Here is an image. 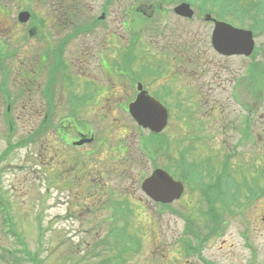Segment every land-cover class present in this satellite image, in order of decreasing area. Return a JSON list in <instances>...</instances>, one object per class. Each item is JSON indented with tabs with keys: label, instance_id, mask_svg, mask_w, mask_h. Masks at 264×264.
<instances>
[{
	"label": "rangeland",
	"instance_id": "1",
	"mask_svg": "<svg viewBox=\"0 0 264 264\" xmlns=\"http://www.w3.org/2000/svg\"><path fill=\"white\" fill-rule=\"evenodd\" d=\"M0 1H5L7 9H1V18L8 25H13L15 16L11 15L12 10L34 8L40 17H46L47 0H25L23 3ZM179 1L186 0H78L77 9L82 17L73 14V25L83 24V19L97 14L98 8L107 13L108 20L93 32H80L68 41L63 58L70 84L66 86L61 81L55 84L53 116L55 125L64 117H72L82 126H91L96 133V141L72 147L73 153L85 156L83 161L87 176L78 173L75 181L68 179L73 185L68 190L65 189L67 183L59 181L64 179L58 177L62 165H67L66 161L56 156L51 158V152L46 158L38 153L45 142V134L38 137L37 143L15 151L14 156L5 161V171L0 176V200L9 204L6 205L13 215L12 224L22 244L26 245H16L20 255L22 247L23 251L25 248V251L37 255L38 264H115L116 249L112 246L110 233L111 221L115 220L111 216L115 210L111 201L128 200L129 211L126 205L116 211L118 224L127 233L129 231L132 241L138 242L136 236L142 239L143 251L137 249L125 254L127 264H195V258L190 256L187 259L189 255H184L185 242H180V239L183 236L192 239L182 224L184 217L192 218L197 224L195 227L205 228L204 222H207L201 210L206 208L202 204L204 197L201 192L196 187L185 186L181 199L171 203V207L161 206L144 195L139 186L140 180L154 167L163 165L170 166L180 177L181 170L177 166L180 158L195 163L209 157L212 166L219 169L224 155L229 157L227 161L234 182L240 181L244 174L243 178L257 196L248 199L249 193H240L235 198L238 203L231 211L219 207L223 225L216 226L217 233L208 238L203 250L222 264L232 260L228 254L246 252L241 247L238 233L242 223L240 216L260 219L264 215V177L260 175L264 172V75L260 71L264 66V29L255 33L257 52L254 58L222 57L210 44L212 23L204 19V14L208 8L213 11L225 8L227 0L186 1L194 10L190 19L173 13V7ZM239 2L248 4L250 16H240L231 22V14H218L236 26H256L259 21L250 24L259 0ZM260 25L263 28V24ZM71 28L66 23L55 35L67 34ZM20 30L17 28L16 43L22 42L19 39ZM60 38H55L54 42L57 43ZM23 46L31 48L30 44ZM166 49L173 50L177 55L182 53L183 60L177 63L184 65L178 67L180 79L171 83L168 75L176 67L166 65L163 56ZM118 54L120 60H132L137 56L133 63L135 72L130 75L126 69H119L121 77L140 79L143 76L151 95L166 94V100L156 96L165 106L170 104L168 124L162 134L155 135L139 129L124 108L115 106L105 110L101 108L102 104H94L97 101L100 103L103 89V94L108 91L104 88L105 84L112 85L103 66L116 64L112 59ZM251 61L260 64H248ZM142 64L149 67L160 65L164 75L150 78L147 73L137 70ZM42 73L34 79L32 89L39 107L44 106ZM84 74L86 77H83ZM236 80L239 84L234 85ZM88 81L94 83L92 88H85ZM124 81L127 85L130 80ZM124 85L120 83V86ZM14 88L19 89V85ZM84 88L95 93L93 104L72 105L68 109L65 97L68 94L80 96ZM119 93L123 94L124 90ZM18 96L19 102L22 98L23 104L26 103L24 94L22 97L18 92ZM128 96V93L124 94L119 102L125 101ZM37 114L32 120L24 119V115L18 116L16 138L18 135L23 138L24 131L35 128L41 113ZM245 120L247 129H243ZM2 131L0 127V150L3 147ZM140 136L144 140H139ZM47 137L56 150L59 142L54 141L50 134ZM120 141L127 146L124 153L121 152L124 144ZM125 160L130 162L129 168L122 172ZM248 161L252 165L257 162L258 169L252 173L246 170ZM91 181L100 186L97 194L94 193L95 187L90 185ZM225 182L231 187L230 181ZM245 203L247 206L243 209ZM229 217L231 220L227 221ZM255 223L251 220L247 228L254 227ZM3 227L7 228L0 217V247L3 249L0 250V264H15L9 257L14 239L7 234L1 235ZM252 241L261 248L264 263V220L259 235L256 238L253 236Z\"/></svg>",
	"mask_w": 264,
	"mask_h": 264
},
{
	"label": "flooded vegetation",
	"instance_id": "2",
	"mask_svg": "<svg viewBox=\"0 0 264 264\" xmlns=\"http://www.w3.org/2000/svg\"><path fill=\"white\" fill-rule=\"evenodd\" d=\"M32 9L38 15L40 24L33 25L30 29H26V25H22L24 23H17V21H19L18 17H20V13L23 12L24 9L17 12L16 10H12L11 15L16 16L17 24L11 26L1 18L2 10L0 8V127L3 129L2 134L6 142L5 143L3 138H1L3 147L0 150V160H7L16 153L15 149H17V147L10 150L7 149L8 146L13 143L9 142L12 139L15 140L17 144L26 141L25 148H27L37 143L38 137L45 134V142L43 146L41 144L42 149H38V153L41 157H46L49 152H51V158L56 156L57 159L66 161L67 165H62V173H64L69 170L71 149L72 147H77L71 145V142L74 140L69 141L70 130L66 126L63 125L61 129H57L56 133L58 136L56 137L55 129L51 126L52 123L47 122L40 128L41 120L39 119L33 130L30 129L29 132H23V135H25L23 138H20L21 135H18L19 137L16 138L15 135L18 116L24 115V119L32 120L34 114L38 116V112L41 113L40 118L44 113L53 112L51 106L45 105L44 98V106L39 107L36 105V100L32 94V89L35 86L34 79L43 72V80H45L47 76L53 73V68L59 66V62H56V45H62L65 48L68 44V39L65 34L59 36L55 35V33L66 23L71 27V10L65 8L64 4L59 3V0H48L45 18L40 17L36 9ZM67 18L69 19L67 20ZM17 28L21 29L19 39H21L22 42L19 43L15 42L17 38ZM55 38H60V40L55 43ZM24 44H30L31 48L27 46L24 47ZM63 54L62 52V56ZM63 64L65 65V60ZM62 70L63 69L60 67L58 72ZM13 72L15 75L14 78H12ZM17 84L19 85V89L14 88L18 87ZM18 92L21 93L22 97L23 94L25 95L26 103L24 102L23 104L22 98L19 102ZM9 129H15L14 133H10V136L12 134L11 137L6 136ZM29 134H33V136L28 138ZM49 134L54 141L59 142V147L56 150L54 149L53 142L51 143V139L47 137ZM78 134L79 138L83 135L81 132ZM67 158L68 160H66ZM241 217L242 223L240 225L239 234L242 237L241 247L246 252H233L235 253L233 255L228 254L231 256L230 258L232 260H229L227 264H264L260 252L261 248H258L254 241L251 242L253 236L256 238V236L259 235V229H261L264 216L260 219L256 217L250 219L245 216ZM228 220L229 218L227 221ZM251 220L257 223H255L254 227L248 229L247 224L250 225ZM217 227L211 226L212 229L216 230L218 229ZM204 253L206 259L203 258L200 262L195 260V264H201L204 260L207 264H222L215 257H210L206 251Z\"/></svg>",
	"mask_w": 264,
	"mask_h": 264
},
{
	"label": "water",
	"instance_id": "3",
	"mask_svg": "<svg viewBox=\"0 0 264 264\" xmlns=\"http://www.w3.org/2000/svg\"><path fill=\"white\" fill-rule=\"evenodd\" d=\"M213 43L218 50L240 52L245 51L251 41L248 32L218 23L215 27ZM131 111L136 118L148 125L152 130H160L166 121L165 111L146 97L138 100L137 104L132 106ZM143 188L155 192L157 197L164 201L178 197L182 190L180 184L174 183L161 170H156L151 177L147 178L143 183Z\"/></svg>",
	"mask_w": 264,
	"mask_h": 264
}]
</instances>
